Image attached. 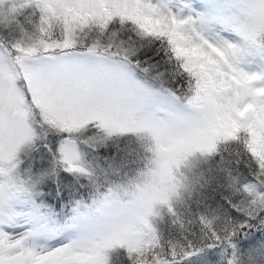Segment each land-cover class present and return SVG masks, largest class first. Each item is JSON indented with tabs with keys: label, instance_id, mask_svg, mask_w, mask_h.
I'll return each instance as SVG.
<instances>
[{
	"label": "snow or ice",
	"instance_id": "obj_1",
	"mask_svg": "<svg viewBox=\"0 0 264 264\" xmlns=\"http://www.w3.org/2000/svg\"><path fill=\"white\" fill-rule=\"evenodd\" d=\"M79 3L90 5L88 0ZM147 4L151 10L135 9L139 19H122L135 25L143 36L166 42L195 87L187 111L162 110L132 79L133 62L138 71L147 73L146 68L138 67L142 53L133 54L127 46L122 53L115 40L105 44L103 52L90 44L80 48L67 26L59 38L49 36L41 27L39 35H29L12 45L15 56L10 65L0 64V163L14 166L20 150L34 138L29 121L36 116L42 126L69 136H83L95 129L86 142L147 132L171 146L173 159L185 151H211L220 142L235 141L234 131L242 128L250 137L244 147L255 158L257 183L264 188L259 177L264 172V87L255 86L264 77L240 70L232 60L231 45L219 49L197 43L185 34L182 22ZM261 28L264 0H250L237 32L250 41ZM117 39L123 41L120 36ZM228 127L233 131H227ZM220 129H224L222 134ZM60 163L65 171L86 174L63 155ZM243 191L247 199L238 211L249 218L264 213V191L247 186ZM201 223L208 236L205 243L211 247L221 235L211 222L201 219ZM69 227L80 230L79 238L45 251L29 248L22 239L0 231V264H112L109 250L113 248L121 249L129 264L133 257L135 264H148L143 216L134 201L121 199L113 190L85 205L83 211L77 210ZM233 235L235 229L226 230L224 239ZM187 254L184 250L179 256ZM179 256L171 252L176 264ZM159 259L153 250V260Z\"/></svg>",
	"mask_w": 264,
	"mask_h": 264
},
{
	"label": "trees",
	"instance_id": "obj_2",
	"mask_svg": "<svg viewBox=\"0 0 264 264\" xmlns=\"http://www.w3.org/2000/svg\"><path fill=\"white\" fill-rule=\"evenodd\" d=\"M106 15L100 17L98 23L80 30L78 46L84 48L87 42L95 41L101 44V51H105L104 45H110L115 40L122 53L123 46L129 47L133 54L142 53L143 59L138 67L146 68L147 73L138 71L135 62L133 68L149 82L178 96L185 104L190 80L180 70L166 42L135 31L130 21L122 19L128 16ZM114 17L119 18V24L112 23ZM133 18L139 19L137 16ZM15 19L18 24L25 25L23 39L35 34L36 21L28 12L18 17L15 15ZM13 27L11 19L0 10V46L12 52V59V45L19 41L9 34L13 32ZM7 31L8 35H4ZM118 36L123 41L118 40ZM32 119L36 121L34 148L23 157L22 166L28 171L27 177L38 179L36 201L43 205L42 210L60 213V223L69 218L73 207L83 211L85 205L106 195L114 187L113 182L122 178H119L121 172L125 174L123 172L128 171V175H132L143 167L146 153L133 135L116 134L101 142H86L85 138L91 137L95 129L84 132L83 136H69L42 126L38 116ZM66 139L78 142L88 173L65 171L60 159L61 142ZM37 165H40L39 169ZM256 171L255 163L241 146L235 144L221 150L211 160L203 178L185 193L183 202L178 206L183 227L171 217H165L157 224L165 242L179 245L189 253L179 256L177 264L187 263L188 259L203 252L207 253L209 264H264V213L249 218L238 211L246 202L245 186L264 190L257 183ZM201 219L211 222L221 235V239L211 247L205 243L208 236ZM231 229H235V235L226 241L225 231ZM112 264L129 262L121 251L113 254Z\"/></svg>",
	"mask_w": 264,
	"mask_h": 264
},
{
	"label": "rangeland",
	"instance_id": "obj_3",
	"mask_svg": "<svg viewBox=\"0 0 264 264\" xmlns=\"http://www.w3.org/2000/svg\"><path fill=\"white\" fill-rule=\"evenodd\" d=\"M79 3V0H77ZM94 10L103 15L135 16V9L153 5L162 14L175 18L182 22L183 31L197 43L211 44L219 49L232 46L235 65L249 75L255 74L264 77V52L257 50L249 41L244 40L237 32V27L242 7V0H88ZM7 18L14 23L13 32L9 33L15 38L23 39L25 25L18 24L15 19V11H3ZM78 32L71 30L73 41L78 45ZM65 28V27H64ZM64 28L59 35L63 34ZM8 35V31L4 33ZM93 48L102 50L101 44L91 41L87 42ZM0 46V64L10 65L13 61L12 52ZM103 52V51H101ZM132 79L139 87L152 98L158 107L164 111L186 112V103L182 104L180 98L165 89L149 82L141 76L135 68L130 69ZM256 87H264V79L255 82ZM39 121V120H38ZM36 121L31 119L29 126L35 138L34 125ZM127 135H133L126 133ZM34 138L18 153L14 166L0 163V187L3 189V200L0 201V231H4L13 239H22L25 246L37 251L59 248L72 240L79 238L81 232L78 228H71L69 224L60 226L58 218L60 213L47 211L43 205L36 201L38 191V179L27 177L28 171L22 166L23 157L34 148ZM61 153L65 159H71L75 164L88 173L84 162V154L73 139L61 142ZM61 160V159H60ZM122 172L119 178L113 182L115 190L122 186L128 178V171ZM41 178V176H40ZM118 180V181H117ZM257 191H264L255 188ZM74 214L78 210L73 207ZM207 253L203 252L188 259L184 264H209Z\"/></svg>",
	"mask_w": 264,
	"mask_h": 264
},
{
	"label": "clouds",
	"instance_id": "obj_4",
	"mask_svg": "<svg viewBox=\"0 0 264 264\" xmlns=\"http://www.w3.org/2000/svg\"><path fill=\"white\" fill-rule=\"evenodd\" d=\"M249 3L250 0H242L241 18L245 15ZM146 8L151 10L150 6ZM0 10L5 12L14 10L16 17L28 12L36 21L34 35H39V29L43 27L49 36L56 38H59V33L65 26L76 33L82 25L96 24L100 19L99 13L92 5L82 6L77 0H40L39 3L37 0H0ZM112 23L119 24V18L114 17ZM132 28L138 31L135 25H132ZM249 42L257 50L264 52V28L254 32ZM13 53L15 56L14 51ZM194 93L195 87L190 81L186 107H189L187 101ZM250 115L255 119V112ZM245 122H248L247 118ZM260 130V126L257 125V131ZM219 131L222 134L224 129ZM227 131L233 129L228 127ZM234 134L237 137L235 141L220 142L211 151H185L176 155L174 159L170 151L171 146L167 142L158 140L147 132L135 134L146 153L143 167L113 191L121 199L134 201L143 216L145 240L148 242L146 244L148 264H176L171 259V252H175L178 257L184 249L179 245L165 242L158 232L157 224L165 217H171L175 223L183 227L178 215V206L183 202L185 193L190 192L195 184L200 182L205 168L221 150L233 144L239 145L251 161L256 162L244 147L245 140L250 138L248 133L241 128L234 131ZM259 177L264 186V172H260ZM153 250L160 257L159 261L153 260ZM119 251L121 249L113 248L109 253L114 254ZM132 264H135V257L132 259Z\"/></svg>",
	"mask_w": 264,
	"mask_h": 264
}]
</instances>
